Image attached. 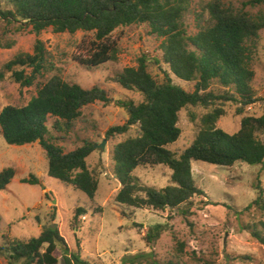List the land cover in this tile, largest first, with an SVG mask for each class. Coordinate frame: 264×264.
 I'll use <instances>...</instances> for the list:
<instances>
[{
    "label": "rangeland",
    "instance_id": "rangeland-1",
    "mask_svg": "<svg viewBox=\"0 0 264 264\" xmlns=\"http://www.w3.org/2000/svg\"><path fill=\"white\" fill-rule=\"evenodd\" d=\"M209 1L213 0L190 1L183 17L189 34L197 32L199 23H205L208 14L204 9ZM221 1L241 8L248 0ZM244 9L253 13L258 6L247 5ZM0 10L14 12V6L8 0H0ZM111 39L117 42V59L98 67H87L76 58L86 55L83 45L93 40L91 32L57 33L48 27L36 34L28 24L3 19L0 15V111L6 105H26L36 95L38 87L54 75L83 88L97 85L112 99L110 103L96 101L84 107L81 116L69 127L61 122L58 129L54 128L55 117H49L46 123L48 132L45 138L61 146L65 152L86 141L95 145L104 143V149L94 145L86 159L98 180L93 200L71 185L48 176L47 157L38 143L9 145L0 129V172L8 167L15 172L7 187L0 190V246L7 248L13 240L37 237L45 227L53 224L51 216L55 213L54 225L67 244L66 250L62 244L58 245V264L64 254H74L85 264H123V258L141 254L143 257L134 264L152 261L157 264H264V245L251 234L255 229L264 236L261 224L264 210L251 204L259 195L257 184L264 192V163L236 162L224 167L192 160L193 181L203 194L195 195L189 203L172 210L139 209L115 201L121 184L114 175L112 150L118 142L138 135L139 126L134 125L126 133L110 137L106 136V131L128 119L126 110L118 101L138 103L143 100L138 91L124 89L115 82V75L126 67L136 66L138 59L145 56L148 71L157 81L163 80L164 71L174 83L188 91H193L195 81L180 80L170 73L168 65L161 59L162 38L152 33L147 24L119 27ZM38 40L46 51L44 69L31 86L21 87L12 72L23 67L15 65L13 70H8L6 64L17 55L33 54ZM250 66L254 71L251 83L254 94L263 98L264 29L254 42ZM24 70L29 74L31 68L24 67ZM229 88L213 80L207 91L222 94ZM213 101L214 104L208 107L187 106L179 112L181 134L168 146L171 151L180 154L188 147L202 127V116L215 107L224 110L216 127L228 133L239 129L242 117L260 116L264 112V104L259 101L242 108V114H238L241 106L238 102ZM30 175L35 176L37 184L23 181ZM134 175L135 183L145 188L161 190L171 184V170L162 165L139 167ZM78 206L87 208V212L76 222L73 215ZM186 210L190 213L184 214ZM135 222L141 226L134 227ZM157 224L160 225L159 235L146 243L147 228ZM6 248L0 254V264H9Z\"/></svg>",
    "mask_w": 264,
    "mask_h": 264
},
{
    "label": "trees",
    "instance_id": "trees-1",
    "mask_svg": "<svg viewBox=\"0 0 264 264\" xmlns=\"http://www.w3.org/2000/svg\"><path fill=\"white\" fill-rule=\"evenodd\" d=\"M11 10H0L1 18L14 19L31 26L39 34L52 27L54 32L74 34L77 31L91 32L93 40L84 43L86 55L76 60L87 67H98L117 59V42L111 39L119 27L147 24L151 32L162 38V61L170 73L184 81H195L193 91L174 83L167 71L162 81H157L148 71L145 56L138 59L136 66L126 67L113 80L127 90L138 91L143 100L118 101L127 112L128 119L122 125L111 126L106 136L121 135L134 125L139 126L135 137L118 142L112 150L114 175L121 186L115 201L134 208L166 210L179 208L189 203L203 190L195 186L191 161L229 167L236 162L249 165L264 163V112L260 116L246 115L241 118L236 132L228 133L216 127L217 120L224 115L222 107H215L201 118L202 127L192 143L180 154L168 146L175 143L181 134L178 127L179 112L187 106L208 107L213 100L223 99L238 102V114L244 107L262 102L264 97L255 96L251 86L254 71L250 60L254 42L264 29V0H248L243 7L235 8L221 0L209 1L204 12L208 17L199 23L196 33L189 34L184 21L191 0H8ZM258 6L256 12L244 8ZM21 20V21H19ZM45 48L36 41L34 53L17 55L6 64L8 70L15 65L14 79L21 87L31 86L44 69ZM155 62H157L155 60ZM24 67L31 68L29 74ZM218 80L229 91L214 94L207 91L211 82ZM96 101L110 103L106 90L99 86L83 88L77 83H68L57 75L52 76L37 89L26 105H6L0 111V129L9 145L38 143L44 150L48 176L63 184L71 185L94 199L98 180L90 171L86 159L94 150L93 143L65 152L63 148L45 138L49 117H55L53 127L58 129L64 122L81 116L82 109ZM166 166L171 170L170 182L161 190L145 188L135 183L134 172L142 166ZM14 169L4 168L0 172V190L14 177ZM23 181L37 184L35 176ZM258 197L251 203L264 210V192L260 185ZM144 192V194H141ZM87 208L78 206L74 210V221L86 215ZM190 213L185 211L184 214ZM53 224L45 227L37 237L13 240L6 248L0 246V254L9 253V264H58L59 244H67L59 229ZM81 222V221H80ZM264 228V220L261 222ZM80 225V223H79ZM141 226L134 223V227ZM77 228V226H75ZM160 233V225L147 228L144 235L150 243ZM251 234L264 245V236L257 230ZM6 237V236H4ZM143 255L123 258V264L136 263ZM74 254L62 255L61 264H83ZM85 264V263H84ZM146 264H157L155 261Z\"/></svg>",
    "mask_w": 264,
    "mask_h": 264
},
{
    "label": "water",
    "instance_id": "water-1",
    "mask_svg": "<svg viewBox=\"0 0 264 264\" xmlns=\"http://www.w3.org/2000/svg\"><path fill=\"white\" fill-rule=\"evenodd\" d=\"M95 147H99L100 149H104V143H101V144L95 145Z\"/></svg>",
    "mask_w": 264,
    "mask_h": 264
}]
</instances>
